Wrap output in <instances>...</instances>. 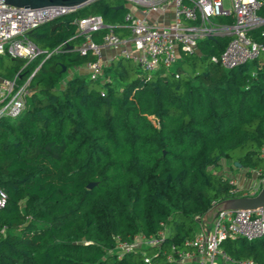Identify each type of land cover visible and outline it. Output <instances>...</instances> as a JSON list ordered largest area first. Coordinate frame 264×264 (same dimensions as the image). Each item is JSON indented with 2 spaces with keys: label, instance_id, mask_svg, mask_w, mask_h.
<instances>
[{
  "label": "trees",
  "instance_id": "1",
  "mask_svg": "<svg viewBox=\"0 0 264 264\" xmlns=\"http://www.w3.org/2000/svg\"><path fill=\"white\" fill-rule=\"evenodd\" d=\"M128 10L124 0H92L30 29L39 53L26 64L0 55L3 78L19 71L20 82L36 68L22 110L0 118V264H194L176 258L192 250L185 242L199 218L241 196L222 162L264 166V51L225 68L211 60L228 40L218 35L178 48L173 69L147 72L115 56L96 78L67 74L95 59L77 50V20L97 14L119 34ZM103 32L90 37L100 43ZM159 234L156 245L118 247ZM219 248L264 264V234Z\"/></svg>",
  "mask_w": 264,
  "mask_h": 264
},
{
  "label": "built area",
  "instance_id": "2",
  "mask_svg": "<svg viewBox=\"0 0 264 264\" xmlns=\"http://www.w3.org/2000/svg\"><path fill=\"white\" fill-rule=\"evenodd\" d=\"M124 1L140 6L142 12L169 5L173 22L167 25L151 24L145 15H136L128 10L122 16V26L126 33L121 36L114 31L113 26L104 24L100 15L90 14L79 18L77 30L83 36V41L77 46V50L82 55L90 52L95 57L94 60L85 62L90 78L100 75L102 46L114 49L117 56L130 59L147 72L161 66L170 67L178 58V48L194 50L197 40L208 36H228L219 56L211 57L212 61L219 62L225 68L252 60L264 51V41L256 39H264V0H228V8L225 7L224 0ZM74 9L60 5L16 7L0 0V55L22 58L26 64L39 53L26 33L38 24ZM217 16H232L233 20L231 23H216L214 20ZM101 28L104 32L100 43H96L91 39L90 33ZM35 69L20 82L19 71L10 78L0 76V118L14 117L22 110L25 95L28 93V82ZM258 155L264 160V144L259 147ZM247 171L255 182L246 187L229 178V183L233 185L231 192L240 191L242 196H252L259 191L264 183V166L245 169V173ZM5 200L6 194L0 188V208ZM3 230L0 229V234ZM263 234L264 207L253 210L220 209L214 213L210 229L197 231L193 238L185 242L191 245L192 250L177 252L176 259L179 263L194 264H216V260L229 264H254L251 260H232L219 248V243L225 238L241 236L251 240ZM162 236L163 234L138 236L133 243H119L118 247L129 249L142 243L156 245L161 242ZM168 259L172 258L168 256ZM144 260L148 261V258L145 257Z\"/></svg>",
  "mask_w": 264,
  "mask_h": 264
},
{
  "label": "crops",
  "instance_id": "3",
  "mask_svg": "<svg viewBox=\"0 0 264 264\" xmlns=\"http://www.w3.org/2000/svg\"><path fill=\"white\" fill-rule=\"evenodd\" d=\"M127 6L129 8V11H131L134 14L145 15L146 20L151 24L167 25L173 22V14H172L171 7L169 5H164V6L157 8L156 10L148 11V12H142V8L134 4H127ZM125 33L126 32L122 30L119 32V34H123V35H125ZM101 54H102L101 59H100L101 68L105 65H108L110 60L113 57L117 56L114 49L106 47V46L101 47ZM79 73L85 74V75L88 74V69L85 66V63L70 67L67 72L68 75L79 74ZM221 169H222L221 171L225 174V177L235 179L238 185L247 187L255 182V179H253L252 177H249L245 173L244 168L238 167L236 169L232 167V168H226V170L224 171V166H222ZM213 215L214 214H212L210 210L205 212L201 217V221L198 225L197 231H201V230L206 231L210 229L211 220H212Z\"/></svg>",
  "mask_w": 264,
  "mask_h": 264
},
{
  "label": "water",
  "instance_id": "4",
  "mask_svg": "<svg viewBox=\"0 0 264 264\" xmlns=\"http://www.w3.org/2000/svg\"><path fill=\"white\" fill-rule=\"evenodd\" d=\"M6 4L13 5L16 7H28V8H37L50 5H60L73 8H79L92 0H3ZM121 8L122 5L116 6ZM211 37V36H208ZM62 70L65 69V66H62ZM235 166H240L238 162H234ZM95 182H88L87 187H91ZM258 207H264V183L260 187L259 191L252 196H234L226 198L216 203L213 206L214 213L220 209L224 210H235V209H249L253 210Z\"/></svg>",
  "mask_w": 264,
  "mask_h": 264
},
{
  "label": "rangeland",
  "instance_id": "5",
  "mask_svg": "<svg viewBox=\"0 0 264 264\" xmlns=\"http://www.w3.org/2000/svg\"><path fill=\"white\" fill-rule=\"evenodd\" d=\"M223 3H224V5H225V7H229V3H228V0H224L223 1ZM174 68V64H172L171 66H170V69H173ZM222 166H224V171L226 170V168H230V166H229V163H227V162H225V161H223L222 162ZM238 167H236V169H237ZM222 170V169H221ZM213 206H214V204H213ZM213 206L210 208V209H208V210H210V212L212 213V214H214V209H213ZM216 264H229V263H226V262H222L221 260H216ZM230 264H233V263H230Z\"/></svg>",
  "mask_w": 264,
  "mask_h": 264
}]
</instances>
